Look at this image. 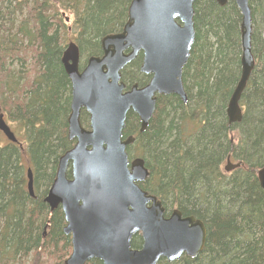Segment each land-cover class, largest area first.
I'll list each match as a JSON object with an SVG mask.
<instances>
[{"label":"trees","instance_id":"1","mask_svg":"<svg viewBox=\"0 0 264 264\" xmlns=\"http://www.w3.org/2000/svg\"><path fill=\"white\" fill-rule=\"evenodd\" d=\"M131 0H0V99L23 142L0 144V264H64L72 253L63 212L45 198L68 138L72 87L62 64L75 16L81 58L101 55V40L124 27ZM256 66L241 99L244 115L230 125L229 101L242 74V15L229 0L195 4L196 40L183 71L188 97H159L150 126L129 114L124 138L135 137L130 158L141 157L150 177L141 188L166 215L175 209L207 229L203 252L174 264H264V0H250ZM141 58L123 82L144 86ZM82 123L88 125L86 114ZM232 166H239L232 168ZM34 178L28 192L27 171ZM142 240L136 237L133 248ZM88 264H102L93 260ZM159 264H169L161 261Z\"/></svg>","mask_w":264,"mask_h":264},{"label":"water","instance_id":"2","mask_svg":"<svg viewBox=\"0 0 264 264\" xmlns=\"http://www.w3.org/2000/svg\"><path fill=\"white\" fill-rule=\"evenodd\" d=\"M201 0H132L129 19L119 35L101 41L103 58L88 61L79 72L75 44L65 52L63 64L72 83L69 139L75 147L59 161L56 178L45 199L55 211L62 208L67 223L64 233L72 237L73 252L64 264H158L196 259L204 250L207 232L195 218L174 212L168 219L161 202L148 197L138 183L148 177L142 159L129 161L123 140L127 117L138 116L140 134L147 131L157 108V96H177L185 104L183 70L196 40V3ZM229 0H217L224 7ZM242 15V74L227 109L229 124L240 122V101L255 69L252 52L250 0H233ZM130 51L129 54H125ZM143 54L141 73L152 77L143 88L124 93L121 72ZM70 55V57H69ZM71 62V63H69ZM82 111L90 116V130L82 127ZM0 131L16 142L0 116ZM71 166L72 179L67 178ZM28 189L33 196V178L28 171ZM258 179L264 189V168ZM152 203L151 207L148 205ZM141 234L143 246L131 248Z\"/></svg>","mask_w":264,"mask_h":264},{"label":"rangeland","instance_id":"3","mask_svg":"<svg viewBox=\"0 0 264 264\" xmlns=\"http://www.w3.org/2000/svg\"><path fill=\"white\" fill-rule=\"evenodd\" d=\"M65 19H69L70 21L67 23L65 21ZM74 22H75V16L73 14L67 12L66 13V16L64 17V24L69 29V35H68V38L66 40V45H65L66 48L65 49H67L69 47V45H70L71 42H74V43L77 42L76 41V37H75V35H76V33H75L76 32V29L74 27ZM82 61H86V59H83L82 58ZM5 102H6L5 100L0 99V109H1V112L2 113H3V108H4V103ZM1 106H3V108ZM6 121H7L8 125L11 127L12 131L15 133V135L19 138V140L21 142H23L24 138L21 136L22 133L20 132L19 126L16 125V124H14V123H11V122L9 123L8 120H6ZM7 142L8 141L0 134V144L1 145H4Z\"/></svg>","mask_w":264,"mask_h":264},{"label":"flooded vegetation","instance_id":"4","mask_svg":"<svg viewBox=\"0 0 264 264\" xmlns=\"http://www.w3.org/2000/svg\"><path fill=\"white\" fill-rule=\"evenodd\" d=\"M7 117V116H6ZM72 178V176H71V173L69 174V179H71ZM61 210L62 211V209H61V207L60 208H58L57 210Z\"/></svg>","mask_w":264,"mask_h":264},{"label":"bare ground","instance_id":"5","mask_svg":"<svg viewBox=\"0 0 264 264\" xmlns=\"http://www.w3.org/2000/svg\"><path fill=\"white\" fill-rule=\"evenodd\" d=\"M230 102V101H229ZM228 109V108H227ZM0 134L5 138V135H4V133L3 132H1L0 131ZM193 218H195V217H193ZM196 219V218H195Z\"/></svg>","mask_w":264,"mask_h":264}]
</instances>
